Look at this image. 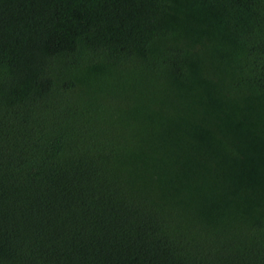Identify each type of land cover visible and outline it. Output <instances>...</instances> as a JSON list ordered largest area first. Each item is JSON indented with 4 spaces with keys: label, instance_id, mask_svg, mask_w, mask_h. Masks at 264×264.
I'll use <instances>...</instances> for the list:
<instances>
[{
    "label": "trees",
    "instance_id": "1",
    "mask_svg": "<svg viewBox=\"0 0 264 264\" xmlns=\"http://www.w3.org/2000/svg\"><path fill=\"white\" fill-rule=\"evenodd\" d=\"M0 264H264V0H0Z\"/></svg>",
    "mask_w": 264,
    "mask_h": 264
}]
</instances>
